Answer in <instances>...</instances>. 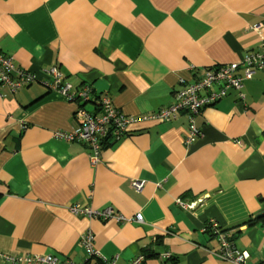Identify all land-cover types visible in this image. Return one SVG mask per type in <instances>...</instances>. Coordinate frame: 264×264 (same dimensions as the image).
Wrapping results in <instances>:
<instances>
[{"label":"crops","instance_id":"crops-1","mask_svg":"<svg viewBox=\"0 0 264 264\" xmlns=\"http://www.w3.org/2000/svg\"><path fill=\"white\" fill-rule=\"evenodd\" d=\"M0 51L39 76L0 95V253L80 264L91 229L101 256L118 264L140 253L144 264H234L215 254L205 231L215 221L236 233L247 264L264 263V70L246 80L244 98L230 90L196 116L191 144L186 113L149 117L206 69L264 51V0H0ZM52 65L141 117L96 163L85 144L54 136L78 121L76 103L51 87ZM180 197L197 205L184 209ZM72 205L143 221L76 215Z\"/></svg>","mask_w":264,"mask_h":264},{"label":"built area","instance_id":"built-area-1","mask_svg":"<svg viewBox=\"0 0 264 264\" xmlns=\"http://www.w3.org/2000/svg\"><path fill=\"white\" fill-rule=\"evenodd\" d=\"M262 27L263 24L255 25L256 29H262ZM261 70H264V51L248 53L242 62H232L206 69L202 76L194 82L183 83L182 87L176 91V100L171 107L154 111L149 117L159 121H171L181 113H186L189 125L185 142L191 144L201 136V130L196 123V116L205 107L215 105L224 99L230 90H236L239 97L244 98L242 91L246 80L253 78L255 73ZM46 72L51 75V87L59 90L67 100L77 105L75 112L78 121L77 127L70 131L56 130L54 132L55 138L85 144L91 153V162L93 163L100 159L104 145L103 141L107 136L113 137L114 142L121 140L127 135L129 125L141 118L127 116L122 113L108 94L97 97L92 84L84 83L74 86L67 82L58 65L50 66ZM38 79L39 76L36 72L17 65L12 56L0 51V95L3 94L2 89L17 92ZM88 103H93L95 108L89 110L86 107ZM143 184V181H137L135 187L141 189ZM177 203L184 209H192L197 205L196 200L189 201L181 197L177 198ZM70 210L76 215H85L103 220L116 218L119 222L143 221L141 213L136 216H125L115 212L114 208L111 207L95 209L72 205ZM205 231L213 232L218 240V249L215 251L217 256L234 264H247L250 257L249 253L237 248L231 240L232 233L230 231H221L220 226L215 221L209 222L205 226ZM81 242L87 251V258L85 262L80 264H91L94 259L96 264H118L117 257L105 259L101 256L95 248L94 233L91 229L82 236ZM160 256L165 260L169 257V254ZM0 258L3 262L9 264H75L71 259L55 254L12 255L0 253ZM146 259L147 255L140 253L129 264H144Z\"/></svg>","mask_w":264,"mask_h":264},{"label":"trees","instance_id":"trees-1","mask_svg":"<svg viewBox=\"0 0 264 264\" xmlns=\"http://www.w3.org/2000/svg\"><path fill=\"white\" fill-rule=\"evenodd\" d=\"M98 97V96H97ZM114 143V140H113V137H111V136H107L105 139H104V141H103V149L104 148H106V147H108V146H110L111 144H113ZM0 198H1V195H0ZM221 231H229V230H226V229H222L221 228ZM210 235H212V236H214V233L213 232H210ZM235 237H236V233L235 234H232V236H231V240L234 242L235 241Z\"/></svg>","mask_w":264,"mask_h":264},{"label":"water","instance_id":"water-1","mask_svg":"<svg viewBox=\"0 0 264 264\" xmlns=\"http://www.w3.org/2000/svg\"><path fill=\"white\" fill-rule=\"evenodd\" d=\"M264 215V212H262L259 216H263Z\"/></svg>","mask_w":264,"mask_h":264}]
</instances>
